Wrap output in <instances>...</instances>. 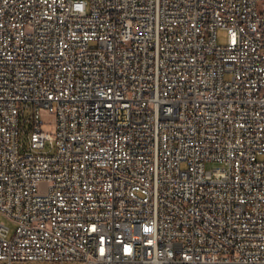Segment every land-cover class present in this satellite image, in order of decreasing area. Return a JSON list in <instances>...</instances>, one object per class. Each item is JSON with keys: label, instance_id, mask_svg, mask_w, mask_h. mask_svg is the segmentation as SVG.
I'll return each instance as SVG.
<instances>
[{"label": "built area", "instance_id": "1", "mask_svg": "<svg viewBox=\"0 0 264 264\" xmlns=\"http://www.w3.org/2000/svg\"><path fill=\"white\" fill-rule=\"evenodd\" d=\"M0 215V264H264V0H0Z\"/></svg>", "mask_w": 264, "mask_h": 264}, {"label": "rangeland", "instance_id": "2", "mask_svg": "<svg viewBox=\"0 0 264 264\" xmlns=\"http://www.w3.org/2000/svg\"><path fill=\"white\" fill-rule=\"evenodd\" d=\"M227 40H228L227 31L223 29H219L218 30V42L220 44H226ZM43 117L45 118V115H43ZM218 166H220V164L217 162H208L206 164L207 169H212ZM0 221L5 222V224L10 228V236H11L16 228V225L2 215H0Z\"/></svg>", "mask_w": 264, "mask_h": 264}]
</instances>
